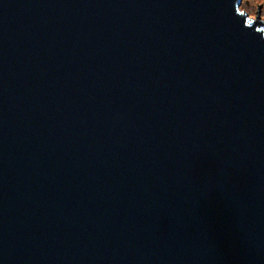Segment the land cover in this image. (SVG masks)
I'll list each match as a JSON object with an SVG mask.
<instances>
[{
	"label": "water",
	"instance_id": "water-1",
	"mask_svg": "<svg viewBox=\"0 0 264 264\" xmlns=\"http://www.w3.org/2000/svg\"><path fill=\"white\" fill-rule=\"evenodd\" d=\"M240 2L0 0V264H264Z\"/></svg>",
	"mask_w": 264,
	"mask_h": 264
},
{
	"label": "rangeland",
	"instance_id": "rangeland-1",
	"mask_svg": "<svg viewBox=\"0 0 264 264\" xmlns=\"http://www.w3.org/2000/svg\"><path fill=\"white\" fill-rule=\"evenodd\" d=\"M240 6L249 8V12L251 14H253V8H258L255 19L258 18V16L261 17L264 12V0H248V3L246 2V0H241ZM261 8L262 11H260Z\"/></svg>",
	"mask_w": 264,
	"mask_h": 264
},
{
	"label": "flooded vegetation",
	"instance_id": "flooded-vegetation-1",
	"mask_svg": "<svg viewBox=\"0 0 264 264\" xmlns=\"http://www.w3.org/2000/svg\"><path fill=\"white\" fill-rule=\"evenodd\" d=\"M246 2L248 3V0H246ZM260 11H262V8L260 9ZM250 13V12H249ZM251 14V13H250Z\"/></svg>",
	"mask_w": 264,
	"mask_h": 264
}]
</instances>
